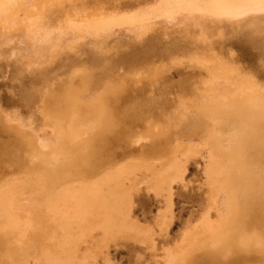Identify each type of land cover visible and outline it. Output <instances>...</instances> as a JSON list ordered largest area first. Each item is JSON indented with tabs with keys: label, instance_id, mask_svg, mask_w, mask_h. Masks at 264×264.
<instances>
[{
	"label": "bare ground",
	"instance_id": "1",
	"mask_svg": "<svg viewBox=\"0 0 264 264\" xmlns=\"http://www.w3.org/2000/svg\"><path fill=\"white\" fill-rule=\"evenodd\" d=\"M65 1L0 0L2 43L10 44L20 37L22 29L19 28L18 16L21 13L26 20L42 16L46 12L56 15L64 7ZM201 12L226 17L229 22L235 23L238 32V27L242 25L251 26L264 20V0H161L154 8L153 15L147 10L140 14H104L102 10L94 8L79 16L75 20V26L81 32L100 36L114 26L137 22L139 28L136 35H143L150 28L149 22L153 17L165 14L169 19L173 15L179 23H184L187 15ZM244 15L249 17L238 20L239 16ZM11 22L13 27L9 25ZM258 29H254L256 34ZM183 45L186 48L185 43ZM189 49L193 50V47ZM97 50L93 52L95 57ZM191 52L193 51L189 53ZM194 52L201 51L196 49ZM177 55L176 58L172 55L175 61ZM195 55L197 56L196 53ZM183 56L179 57V61L185 60ZM190 56H193L192 53ZM215 56L212 54L197 58L196 65L199 63V68L202 67L206 74L199 80L200 84L216 92L213 85L235 79V88L208 95L213 100L211 103L193 102L192 107L210 121L208 150L216 160V165L210 168L212 173L223 166L220 161L231 162L232 169L221 183V188L229 197V215L220 219L216 214L213 204L217 192H213L214 188L208 184V207L181 232L173 246L163 248L161 264H264V84L259 83L258 78L255 80L253 74L250 77L249 72V76L238 74L237 69L229 64L232 60L223 61ZM170 57L169 60L172 58ZM154 58L151 57L152 62ZM230 58L229 54L226 60ZM222 59L225 60V56ZM166 63L169 64L168 61ZM177 63L180 62L177 60ZM151 64L153 63L149 62L148 65ZM156 70L154 72L152 69L153 73L148 74L155 78ZM76 71L75 81L59 88L47 90L50 86L46 87L45 93L40 96L41 112L40 109L38 112L43 116L41 119H44L46 129L50 128L49 134L45 133L44 136L50 135L52 139L45 142L46 137L40 138L36 133L32 134V130L26 132L22 129L26 128L25 125L22 127L20 122L12 123L13 119L2 116L8 121L6 129L21 136L30 150L20 178H0V264H96V258L102 253L101 249L107 238L113 234H121L128 240H137L154 248L152 228L131 214L135 184L146 179L152 189L164 191L163 196L170 204L168 180L182 182L187 160L193 158L196 161L200 157L195 148L175 146L163 156L158 167H151L149 162L143 163L147 167L141 168L139 174V169L125 165L105 169L98 167L92 161L97 152L93 142L102 140L108 144L107 131L113 127L120 132L113 109L124 99L127 92L126 81L120 80L121 76L117 77L120 78L119 81L107 78L99 83L93 81V73ZM133 72L131 71V75H134ZM145 72H139V76L141 73L148 75ZM109 73L113 74V71ZM239 77L242 78L241 81H237ZM55 81L57 80L54 83ZM147 82L151 85L156 83L155 80ZM46 102H51L55 110L49 112ZM35 129L34 132L37 131ZM41 130L42 127L38 131ZM158 135V131L149 129L144 136L152 139ZM232 145L239 152L231 149ZM104 149L110 153L112 146H104ZM22 199L27 200V204H22ZM26 207L28 210H25ZM161 224L160 233L168 236L166 229L170 222L166 221L165 216ZM93 230L95 233H92ZM83 244L85 250L80 252L78 246Z\"/></svg>",
	"mask_w": 264,
	"mask_h": 264
},
{
	"label": "rangeland",
	"instance_id": "2",
	"mask_svg": "<svg viewBox=\"0 0 264 264\" xmlns=\"http://www.w3.org/2000/svg\"><path fill=\"white\" fill-rule=\"evenodd\" d=\"M160 2L161 0H66L64 7L56 15L46 12L42 16L26 20L21 13L18 21L22 31L17 41L4 44L0 37V178L15 180L20 178L23 175L22 169L26 166V155L30 150L21 136L6 129L8 121L2 116L13 119L12 123L20 122L22 127L24 125L26 128L29 127L28 129L21 127L23 130H32L31 133L45 138L44 134H49L50 128L46 129L44 119H41L43 116L40 113L42 99L40 96L41 94L43 96L46 87L50 86L47 90L59 88L75 81L76 68V73L82 71L95 74H92V79L99 83L107 78L119 81L121 76L120 80L126 81L127 92L124 99L113 109L120 132L113 127L107 131L108 144L102 140L93 142L97 152L93 155L92 161L98 167L105 169L125 165L128 168L139 169L137 171L139 174L141 168L147 167L143 163L149 162L151 167H158L163 156L171 152L175 146L195 148L200 156L196 161L193 158L187 160L182 182L168 180L170 204L163 196L164 191H161L162 193L155 191L146 179H141L135 184L131 198V214L152 228L154 248L150 244L128 240L121 234H113L107 238L101 249L102 253L96 258V264H161L163 248L173 246L181 232L197 220L208 207V184L214 188L213 192H217L213 204L216 214L220 219L229 215L230 201L227 193L221 188V183L232 169L231 162L220 161L223 166L214 174L210 170L216 165V160L208 150L210 121L199 111L193 110L192 103L209 104L213 100L208 95L218 94L223 89L232 91L236 81L235 79L228 83L220 81V84L212 86L216 92L208 90V87L199 82L206 76L203 68H199V63L196 65L199 57L213 54L223 61L232 60L228 63L237 69L238 74L249 76L250 73V77L253 74L256 76L255 78L252 75L255 80L258 78L257 81L264 84V20H259L251 26L242 25L238 27V32L235 23L232 24L233 22H229L226 17H216L207 12L189 14L184 23H179L173 15L168 17L169 19L165 14L153 17L149 22L150 28L143 35H136L139 28L137 22L114 26L100 36H92L86 31L81 32L75 26V20L90 9L102 10L104 14H140L147 10L153 15L154 8ZM246 17L249 15L239 16L238 20ZM9 25L13 27L12 22ZM251 29H258L257 34L260 35L257 36L256 31L253 32ZM220 31L226 34L223 35ZM247 31L251 34L253 32L255 36ZM226 35L230 37L227 38ZM94 41L98 44L97 42L94 44ZM182 43H185L188 50L182 47L184 46ZM92 45L96 47L93 48ZM71 47L73 50H70ZM192 47L193 50H190ZM208 47H211L212 51ZM198 48L201 52H194L196 49L199 51ZM96 50L97 58L94 54ZM190 51H193L191 52L193 56H190ZM208 51L213 53L210 52V55ZM227 52H230L231 57L228 60ZM183 53H186V56H183ZM172 55H175L174 58L178 56L176 61ZM181 56L185 60L179 61ZM224 56L225 60L222 59ZM151 57L152 59L155 57L154 62ZM156 57L162 62H158ZM156 61L160 63L159 66ZM149 62L153 63L152 68L148 65ZM155 62L159 71L156 70ZM92 64L95 66H91ZM154 68L157 72L155 78L150 76L153 71L155 72ZM111 70L113 74L109 73ZM131 71H135L134 75H131ZM139 72L150 75L141 73L139 76ZM60 78L61 80H58ZM147 78H150L149 81L155 80L156 83L149 84ZM241 79L239 77L237 81ZM54 80H57L56 83ZM40 90L43 92L40 93ZM45 105L49 112L55 110L51 102H46ZM38 125H41V131H38L41 129ZM35 128L37 131L34 132ZM149 129L158 131L159 135L152 139L146 138L144 135ZM143 136L145 138H142ZM50 139L52 138L49 135L44 141ZM104 146H112V151L107 153ZM230 147L239 152L233 145ZM22 204H27V200L22 199ZM164 216L166 221L170 222L166 229L168 236L159 230ZM92 233H95V230ZM78 250L84 251V244L78 246Z\"/></svg>",
	"mask_w": 264,
	"mask_h": 264
}]
</instances>
